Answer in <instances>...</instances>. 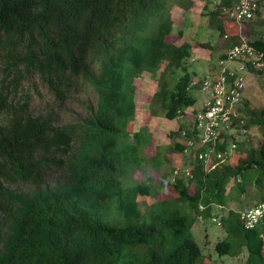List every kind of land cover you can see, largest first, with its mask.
<instances>
[{
  "label": "trees",
  "instance_id": "16d2710c",
  "mask_svg": "<svg viewBox=\"0 0 264 264\" xmlns=\"http://www.w3.org/2000/svg\"><path fill=\"white\" fill-rule=\"evenodd\" d=\"M192 1L0 0V264H207L192 230L209 217L226 233L214 245L219 255L247 251L245 264H264V220L246 228L240 210L222 213L247 190L264 202V105L241 100L248 115L232 127L261 137L237 142L244 156L235 164L225 157L205 165L191 151L190 174L170 176L174 195L143 209L138 197L153 195L151 185L131 178L148 141L142 128L129 142L135 80L164 66L155 96L169 119L195 103L185 65L192 45L168 39L174 10ZM237 1L217 0L210 12L221 36L222 9ZM247 40L264 50V36ZM23 84L60 103L91 90L96 102L77 123L61 124L36 114L32 94L17 96ZM196 133L193 124L184 138Z\"/></svg>",
  "mask_w": 264,
  "mask_h": 264
},
{
  "label": "rangeland",
  "instance_id": "374dc122",
  "mask_svg": "<svg viewBox=\"0 0 264 264\" xmlns=\"http://www.w3.org/2000/svg\"><path fill=\"white\" fill-rule=\"evenodd\" d=\"M216 1L194 0L189 8L176 9L173 12L174 23L168 37L169 41L176 44L186 41L192 45L191 55L185 61V65L192 74L190 94L195 98L193 106L185 108L182 114L173 119L166 117L165 111L161 108V98L155 96L159 90L164 66L156 73L144 72L135 80L137 106L135 116L128 126L129 142L134 141L133 134L142 128L148 134V137L146 136L148 141L139 150L140 155L144 156L145 159L142 161L141 167L134 171L131 178L136 181L146 180L150 183L153 193L149 196L139 195L138 199L142 209L144 204L174 195V189L170 182L172 171L174 169L184 170L194 163L193 155L184 153L176 147V144L185 142L184 132L193 126L194 109L199 110L209 97V89L203 90L200 84L206 77H213L219 72L222 55L231 46L236 34L241 31L244 38L249 40L253 39L254 35L264 36V0L260 1L259 11L257 10L254 19L251 21L239 22L222 13L221 18L225 23V32L222 36L216 27L217 24L210 23V12L215 9ZM226 34H228L227 37H225ZM237 38L241 39L240 34ZM223 65L235 69L239 67L240 63L237 60H225ZM245 75L244 100L248 101L250 107L264 105V73L263 75L249 73ZM26 92L32 94L34 102L32 108L36 114L41 112L51 114L55 116L56 122L61 124L77 123L79 117L88 115L91 105L96 102L95 93L85 89L74 91L63 103L56 101L53 95L44 88L38 87L37 91H34L26 84L19 88L17 96ZM245 106L240 102L235 107L238 121L248 115ZM222 136L226 138L225 142L231 138L239 144L245 145L247 142L256 144L261 133L255 128H250L245 132L240 125L234 123L230 131L223 133ZM240 151L241 149H236L228 155V160L232 164H235L239 157L244 156V153ZM149 175H151L152 180H149ZM232 185L233 181L227 185L228 190ZM23 186L22 183L12 185L16 190H21ZM254 192V189L247 190L239 196L238 200L229 201L227 208H223L222 213H227L229 207L238 210L252 207L257 202ZM192 232L195 239L200 241L207 264H245L247 251L238 256L219 255L216 252L215 243L222 240L226 235L224 228L217 222V219L212 221L209 217L205 219L204 223L197 219Z\"/></svg>",
  "mask_w": 264,
  "mask_h": 264
},
{
  "label": "built area",
  "instance_id": "2783aa9c",
  "mask_svg": "<svg viewBox=\"0 0 264 264\" xmlns=\"http://www.w3.org/2000/svg\"><path fill=\"white\" fill-rule=\"evenodd\" d=\"M259 8L258 0H238L231 6H224L222 11L228 17L240 22L253 20ZM227 36L228 34L225 35ZM225 60H237L240 65L235 69L230 68L223 65ZM250 67L264 68V50L242 36L240 41L226 50L225 57L220 60L219 72L213 77H206L200 84L203 90L209 89V97L203 106L195 111L193 124L197 133L185 139L184 153L194 151V156L208 165L211 160L223 159L236 150L237 141L231 138L226 141L222 149L217 147L223 141L221 134L230 131L233 118L238 115L235 107L243 99L246 86L245 74ZM244 118L240 119V123H243ZM181 171L189 175L190 167L184 170L174 169L175 174ZM239 217L246 228H254L264 220V202L240 210Z\"/></svg>",
  "mask_w": 264,
  "mask_h": 264
},
{
  "label": "crops",
  "instance_id": "0c3cea01",
  "mask_svg": "<svg viewBox=\"0 0 264 264\" xmlns=\"http://www.w3.org/2000/svg\"><path fill=\"white\" fill-rule=\"evenodd\" d=\"M239 34H240V38L243 36L242 35V32L240 31L237 35L239 36ZM238 36H236V38L238 37ZM256 38H258V36L257 35H254V38L253 39H256ZM252 39V40H253ZM234 43H236V42H234ZM233 42H232V44L231 45H233L234 44ZM252 74V75H254L255 74V72L254 71H250V69H249V71L246 73V74Z\"/></svg>",
  "mask_w": 264,
  "mask_h": 264
}]
</instances>
